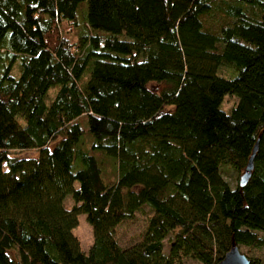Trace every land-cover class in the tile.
I'll return each instance as SVG.
<instances>
[{"label":"trees","instance_id":"obj_1","mask_svg":"<svg viewBox=\"0 0 264 264\" xmlns=\"http://www.w3.org/2000/svg\"><path fill=\"white\" fill-rule=\"evenodd\" d=\"M259 233L264 0H0V264H216Z\"/></svg>","mask_w":264,"mask_h":264},{"label":"rangeland","instance_id":"obj_2","mask_svg":"<svg viewBox=\"0 0 264 264\" xmlns=\"http://www.w3.org/2000/svg\"><path fill=\"white\" fill-rule=\"evenodd\" d=\"M70 41L74 42L76 40V32L72 30L69 33ZM221 74L224 76H227L229 72L227 70L220 71ZM15 75V74H14ZM233 76V75H232ZM230 76V77H232ZM149 88L151 89H157L159 86L154 83L148 84ZM52 91L49 92V95L52 96ZM235 102V99L231 96L225 97L221 108L225 111H228V109L233 105ZM11 154L18 157H34L36 155L35 150H24V151H11ZM222 176L225 179V181L231 186L234 187L237 185V181L239 179L240 173L235 172L234 170L228 168V167H222L221 169ZM64 204L68 207L71 204L70 198L67 196L64 199ZM147 209H143L142 212L136 213L135 218L131 221H126L122 224H120L116 228L115 237L117 239L118 244L121 247H128L135 242L139 240V237L141 235V232L143 230V227L145 225V221L148 216ZM74 235L78 238L80 247L83 250H87L92 242V236H91V229L85 222V217L83 214H80L78 216V223L76 228L73 230ZM259 236L263 240V244L258 248L253 247H246V246H239V251L244 254L248 259H256L259 264H264V233H259ZM170 235H168L163 240V249L162 251L165 253L168 250L169 247V241ZM182 264H197L194 260H186L184 259Z\"/></svg>","mask_w":264,"mask_h":264},{"label":"water","instance_id":"obj_3","mask_svg":"<svg viewBox=\"0 0 264 264\" xmlns=\"http://www.w3.org/2000/svg\"><path fill=\"white\" fill-rule=\"evenodd\" d=\"M257 139L253 143V148L251 154L247 160L245 168L238 179V186L243 187L247 183L251 170L253 167V155L256 150ZM216 264H250V259H248L244 254H242L238 247L231 243L228 251L223 255L222 259L219 260Z\"/></svg>","mask_w":264,"mask_h":264}]
</instances>
